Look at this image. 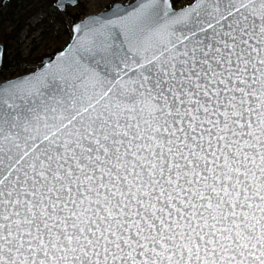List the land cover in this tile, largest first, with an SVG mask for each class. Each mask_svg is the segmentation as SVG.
I'll use <instances>...</instances> for the list:
<instances>
[{"label": "snow or ice", "instance_id": "1", "mask_svg": "<svg viewBox=\"0 0 264 264\" xmlns=\"http://www.w3.org/2000/svg\"><path fill=\"white\" fill-rule=\"evenodd\" d=\"M72 32L0 80V264H264V0H111Z\"/></svg>", "mask_w": 264, "mask_h": 264}, {"label": "trees", "instance_id": "2", "mask_svg": "<svg viewBox=\"0 0 264 264\" xmlns=\"http://www.w3.org/2000/svg\"><path fill=\"white\" fill-rule=\"evenodd\" d=\"M55 1L9 0L2 7L0 0V43L4 45L0 80L12 79L30 66L39 67L44 57L55 54L68 43L72 25L87 14V8L80 2L76 8L61 12ZM24 32L33 36L31 40L35 42L27 57L20 44ZM42 42L47 45L41 46Z\"/></svg>", "mask_w": 264, "mask_h": 264}, {"label": "rangeland", "instance_id": "3", "mask_svg": "<svg viewBox=\"0 0 264 264\" xmlns=\"http://www.w3.org/2000/svg\"><path fill=\"white\" fill-rule=\"evenodd\" d=\"M80 2L83 3L86 6V8H87V14L86 15H89V14H92V13L99 12L101 10V8L104 7L105 5H107L108 3H110L111 0H79L78 5L80 4ZM77 6L68 7V9L76 8ZM179 6H180V4L177 7H179ZM32 37L33 36H31L27 32L23 33V36H22L20 44H22V49H24V53H23L24 57H27L28 53L31 50V47L34 46L35 42L33 40H31ZM45 44L47 45V42H42L41 46H46ZM36 46H37V44H36ZM51 51L52 50H49V52H51ZM35 55H36V53L34 54V56ZM35 69H36V67L30 66V67L27 68V71H25L23 73H21V72L17 73L15 75V77L20 76L22 74L30 73V72L34 71Z\"/></svg>", "mask_w": 264, "mask_h": 264}, {"label": "water", "instance_id": "4", "mask_svg": "<svg viewBox=\"0 0 264 264\" xmlns=\"http://www.w3.org/2000/svg\"><path fill=\"white\" fill-rule=\"evenodd\" d=\"M9 0H2V3H1V6L3 7V6H5L6 5V3L8 2ZM63 2H64V4L66 5V8H58L57 6L61 3V0H56V3H55V5H56V7L59 9V11H65L68 7H75V6H73V2H72V0H63ZM78 3H79V0H78ZM122 4H125V3H123V2H121ZM78 5V4H77ZM76 5V6H77ZM71 32H72V28H71ZM72 38H73V32H72V37H71V39H70V41L68 42V43H70L71 42V40H72ZM67 46V45H66ZM65 46V47H66ZM64 47V48H65ZM57 56H58V51L54 54V55H52V56H46V57H44L43 59H42V63H41V65L36 69V70H34V71H38L39 69H40V67L42 66V65H46V64H49V63H55V61H56V59H57ZM3 60H4V46H3V44H0V69H1V67H2V65H3ZM33 71V72H34ZM32 73V72H31ZM31 73H29V74H31ZM25 75H28V74H25ZM23 76V75H22ZM13 79H15V78H13Z\"/></svg>", "mask_w": 264, "mask_h": 264}]
</instances>
